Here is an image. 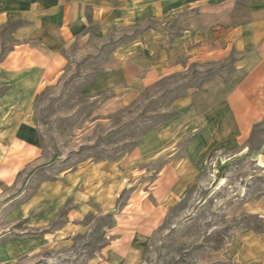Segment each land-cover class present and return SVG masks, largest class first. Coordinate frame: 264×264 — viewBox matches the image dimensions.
Instances as JSON below:
<instances>
[{"label": "rangeland", "instance_id": "obj_1", "mask_svg": "<svg viewBox=\"0 0 264 264\" xmlns=\"http://www.w3.org/2000/svg\"><path fill=\"white\" fill-rule=\"evenodd\" d=\"M17 25L0 27V60ZM148 29L92 25L62 49L28 107L37 155L0 195V247L27 251L0 264H264V111L239 134L222 107L244 75L238 56H182L146 86H91ZM28 204L52 210L37 219Z\"/></svg>", "mask_w": 264, "mask_h": 264}, {"label": "crops", "instance_id": "obj_2", "mask_svg": "<svg viewBox=\"0 0 264 264\" xmlns=\"http://www.w3.org/2000/svg\"><path fill=\"white\" fill-rule=\"evenodd\" d=\"M242 3L241 14L237 0H0V27L19 22L12 32L15 44L0 60V195L37 155L28 107L58 73L62 49L88 37L92 25L100 34L118 25L157 26L139 43L114 53L105 73L91 84L98 90L149 85L176 69L182 56L237 55L236 68L244 75L222 107L244 134L264 111V0ZM28 205L30 211L38 208ZM26 206L14 208L8 219L24 218ZM51 210L35 211L34 218L43 220ZM23 245L16 240L4 244L0 262L22 257Z\"/></svg>", "mask_w": 264, "mask_h": 264}]
</instances>
